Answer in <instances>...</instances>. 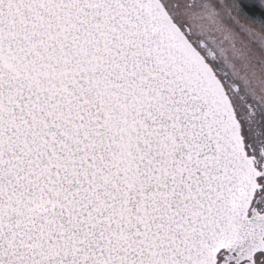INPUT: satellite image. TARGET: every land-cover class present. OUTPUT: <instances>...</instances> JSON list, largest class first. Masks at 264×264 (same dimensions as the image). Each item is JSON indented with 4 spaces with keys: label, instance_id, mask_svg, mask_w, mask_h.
I'll use <instances>...</instances> for the list:
<instances>
[{
    "label": "snow or ice",
    "instance_id": "6c2138e0",
    "mask_svg": "<svg viewBox=\"0 0 264 264\" xmlns=\"http://www.w3.org/2000/svg\"><path fill=\"white\" fill-rule=\"evenodd\" d=\"M0 264H264V0H0Z\"/></svg>",
    "mask_w": 264,
    "mask_h": 264
}]
</instances>
